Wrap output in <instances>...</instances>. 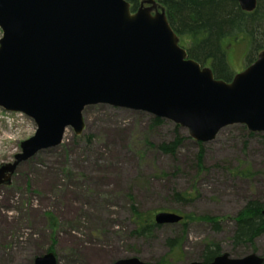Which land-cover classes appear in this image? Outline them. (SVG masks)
<instances>
[{"label": "rangeland", "instance_id": "374dc122", "mask_svg": "<svg viewBox=\"0 0 264 264\" xmlns=\"http://www.w3.org/2000/svg\"><path fill=\"white\" fill-rule=\"evenodd\" d=\"M161 9L162 2H155L152 10ZM223 46L232 76L243 72L262 51L255 50L248 61L252 45L244 33L225 37ZM1 108L0 165L12 162L21 142L37 128L31 117ZM151 116L105 103L89 105L81 136L92 134L90 144L76 139L68 128L60 145L21 163L10 182L0 185V264H33L50 251L53 235L47 212L59 221L54 251L59 264H112L130 257L149 264L159 261L171 251L169 239L182 235V227L165 223L155 228L153 236L132 235V202L142 212L170 210L221 218L218 230L208 223H190L179 249L181 258L172 264L201 261L209 241L218 242L231 257L250 253L264 257V233L255 239L256 250L234 246L231 238L232 219L246 202L264 203V132L250 136L252 131L243 124L222 128L214 140L203 143L206 170L198 175L199 148L193 140L184 142L178 159L158 150L141 154L138 137L148 129ZM169 121L151 133L155 144L172 139L174 127ZM180 130L188 135L186 129ZM242 162L257 173L253 178L232 173ZM177 167L175 176L160 173L172 175ZM185 190L194 193L193 200L172 198L173 191Z\"/></svg>", "mask_w": 264, "mask_h": 264}, {"label": "water", "instance_id": "95a60500", "mask_svg": "<svg viewBox=\"0 0 264 264\" xmlns=\"http://www.w3.org/2000/svg\"><path fill=\"white\" fill-rule=\"evenodd\" d=\"M238 2L247 11L257 6ZM0 27V107L26 114L37 127L14 160L0 165V184L22 162L60 145L68 128L81 134L89 105L145 111L201 142L232 124L264 132V50L231 81L217 78L180 45L165 9L132 12L129 0H0ZM181 219L172 211L154 214L157 224ZM33 264L59 258L49 251ZM112 264L149 263L130 257ZM189 264H264V257L222 253Z\"/></svg>", "mask_w": 264, "mask_h": 264}, {"label": "trees", "instance_id": "16d2710c", "mask_svg": "<svg viewBox=\"0 0 264 264\" xmlns=\"http://www.w3.org/2000/svg\"><path fill=\"white\" fill-rule=\"evenodd\" d=\"M133 10L139 6L138 0H129ZM168 17V20L180 38V44L187 48L189 56L198 60L205 66L212 67L217 78L229 80L232 77V70L229 66L223 40L230 35L246 34L251 40V53L255 50H264V0H257V6L252 11L244 10L238 0H161ZM186 41L188 43H184ZM169 120L161 117L151 116L150 124L145 133L139 135V150L144 156L149 150H158L164 154L178 159L181 146L186 141L193 140L192 137L181 132L180 126L173 123V137L166 141L155 144L150 135L163 123ZM250 136L254 132L249 133ZM76 139H85L86 145L90 144L93 135L81 136L76 134ZM136 141V140H135ZM198 145V153L195 154L198 175L206 169L203 165L205 148L203 142L193 140ZM242 167L234 168L233 174L246 178H253L257 173L252 171L248 163L242 162ZM180 171L179 167L170 175L165 170L160 173L164 177L175 176ZM194 193L189 190L173 191L172 198L179 202L193 200ZM264 203L251 199L233 217L234 227L232 231V243L234 246H251L255 250V239L264 233V217L262 211ZM131 218L135 228L132 235L153 236L155 228L160 227L154 220L152 211L142 212L134 202L130 206ZM51 229L52 244L48 250L55 251L57 238L55 237L58 228V218L52 213H46ZM184 218L179 225L182 227V235L169 239L170 252L150 264H172L181 257L180 250L188 225L193 222H204L211 224L216 230L221 228V218L209 215H196L194 213L183 214ZM223 249L216 242H208L202 253L201 260L205 263L220 255ZM56 252V251H55Z\"/></svg>", "mask_w": 264, "mask_h": 264}, {"label": "flooded vegetation", "instance_id": "af4514ba", "mask_svg": "<svg viewBox=\"0 0 264 264\" xmlns=\"http://www.w3.org/2000/svg\"><path fill=\"white\" fill-rule=\"evenodd\" d=\"M138 1H139V0H138ZM142 1H143V0H142ZM158 1H161V0H158ZM129 2H130V1H129ZM156 2H157V1H156ZM154 3H155V2H154ZM154 3L150 4V3H146V2H144V1H143L142 3H140V1H139V6L137 7V9H138L140 6H145V7L147 6V7L150 8V11L154 14L155 11L152 10V9H153V5H154ZM130 4H131V2H130ZM137 9L133 10L132 7H131V11H132V12H135ZM164 9H165V8H164ZM156 12H157V11H156ZM165 12H166V10H165ZM166 15H167V14H166ZM167 18H168V17H167ZM177 36H178V35H177ZM178 38H179V36H178ZM179 42H180V40H179ZM185 48H186V47H185ZM186 49H187V48H186ZM187 51H188V50H187ZM247 58H248V61H249V56H248ZM193 59H194V58H193ZM195 60H196V59H195ZM255 60H256V59H255ZM255 60H254V61H255ZM197 61H198V60H197ZM254 61H252V62H254ZM252 62H251V63H252ZM251 63H250V64H251ZM200 64H201L202 66H205V65H203L202 63H200ZM250 64H249V65H250ZM211 68H212V67H211ZM246 68H247V67H246ZM232 78H233V76H232L229 80L231 81ZM254 200H257V199H254ZM248 201H249V200H248ZM248 201H247V202H248ZM247 202H246V203H247ZM260 202H261V201H260ZM231 237H232V235H231ZM209 242H211V241H209ZM216 243L219 244L218 242H216ZM219 245H220V244H219ZM204 249H205V247H204ZM203 251H204V250H203ZM222 252H223V251H222ZM222 252H221V253H222ZM213 260H214V259H213ZM211 261H212V260H211ZM208 262H210V261H208ZM208 262H206V263H208Z\"/></svg>", "mask_w": 264, "mask_h": 264}, {"label": "built area", "instance_id": "2783aa9c", "mask_svg": "<svg viewBox=\"0 0 264 264\" xmlns=\"http://www.w3.org/2000/svg\"><path fill=\"white\" fill-rule=\"evenodd\" d=\"M17 114H19V115L23 116V114H21V113H17Z\"/></svg>", "mask_w": 264, "mask_h": 264}]
</instances>
